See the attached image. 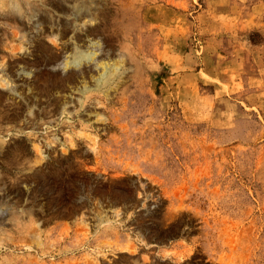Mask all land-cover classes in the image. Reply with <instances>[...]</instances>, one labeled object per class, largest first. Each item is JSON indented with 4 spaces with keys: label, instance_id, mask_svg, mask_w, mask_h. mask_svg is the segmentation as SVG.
<instances>
[{
    "label": "rangeland",
    "instance_id": "374dc122",
    "mask_svg": "<svg viewBox=\"0 0 264 264\" xmlns=\"http://www.w3.org/2000/svg\"><path fill=\"white\" fill-rule=\"evenodd\" d=\"M9 1L0 264H264V0Z\"/></svg>",
    "mask_w": 264,
    "mask_h": 264
},
{
    "label": "bare ground",
    "instance_id": "6f19581e",
    "mask_svg": "<svg viewBox=\"0 0 264 264\" xmlns=\"http://www.w3.org/2000/svg\"><path fill=\"white\" fill-rule=\"evenodd\" d=\"M37 0H10L9 2L14 6H16L17 11L19 12V18L20 20H17V18L15 17L14 19L17 22H20L21 25H23V20L21 18L26 17V19L28 21H30V26L32 28L37 29L38 25H40L39 19H38V15L36 14V11L32 8V7H39L40 4L36 3ZM41 5H43V3H41ZM18 18V19H19ZM41 18V17H40ZM47 20H49V22H51V18L49 17V15L46 16ZM44 19V18H43ZM52 23V22H51ZM55 23V22H54ZM24 28V26H22ZM43 33L42 31H40V34ZM38 35V34H37ZM90 45H86L85 48H80L77 45L73 46L72 52L70 53L69 56H65L64 59L62 60L61 64H62V68L65 70L67 67H72L74 69H77L81 72L82 67H80L84 62L83 61H90L93 60L95 61V56H96V47L98 48V41H94L93 43H91ZM89 46L91 48H89ZM43 51V50H42ZM47 54V53H46ZM19 60L21 61H25V58L23 55H21L19 57ZM94 66L97 67L99 65V62L95 61L94 62ZM12 66V65H11ZM22 70V72L27 75L30 76L28 78L32 77V73H30L31 70H25L24 69V65L19 66ZM112 66L103 64L102 69L103 72L100 73L96 78V82L98 85L106 82V80L108 79L107 76L109 75V70H111ZM77 70V71H78ZM2 71V70H0ZM3 74L5 75L4 77L0 78V86H4L7 90V92H9V94L18 96L19 93L16 92L17 89V84H15L13 82V80L10 78V76H8L7 71L4 72L2 71ZM72 72V71H71ZM71 72H69L71 74ZM64 75V74H63ZM74 76V75H73ZM61 79V78H60ZM66 79V78H65ZM31 80V79H30ZM71 80V79H70ZM30 84V83H29ZM60 85V84H59ZM18 88V87H17ZM20 88V87H19ZM18 88V89H19ZM35 88V87H34ZM87 90V86L84 84L81 86V88H79V91L81 93H85ZM35 92V91H34ZM4 93V92H3ZM39 94V93H38ZM41 94V93H40ZM28 95V94H27ZM38 96V95H37ZM32 100V99H31ZM22 105V104H21ZM17 118V117H16ZM19 149V148H18ZM15 150V148H14ZM12 151V150H11ZM20 151V150H19Z\"/></svg>",
    "mask_w": 264,
    "mask_h": 264
}]
</instances>
